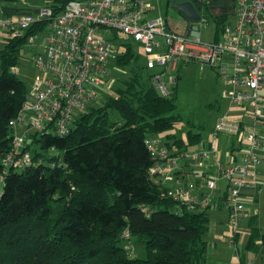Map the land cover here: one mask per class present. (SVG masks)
I'll return each instance as SVG.
<instances>
[{"label": "trees", "instance_id": "1", "mask_svg": "<svg viewBox=\"0 0 264 264\" xmlns=\"http://www.w3.org/2000/svg\"><path fill=\"white\" fill-rule=\"evenodd\" d=\"M69 2L52 0L48 7L58 12ZM224 18L215 17L220 29ZM45 25L34 24L21 39L6 38L0 49V167L13 149L10 122L28 93L12 69L27 37ZM118 42L115 66L134 63L129 76L113 85L101 106H89L67 136L31 134L25 150L32 164L11 170L0 184V264H207L208 208L190 212L170 199L167 187L150 176L146 146L158 137L169 151L186 152L201 134L189 130L185 141L172 133L182 120L176 86L162 95L145 59L139 64L133 46ZM34 144L62 157L46 156ZM247 226L245 250L260 254L264 264V231L256 214ZM129 244L141 254L133 255Z\"/></svg>", "mask_w": 264, "mask_h": 264}, {"label": "built area", "instance_id": "2", "mask_svg": "<svg viewBox=\"0 0 264 264\" xmlns=\"http://www.w3.org/2000/svg\"><path fill=\"white\" fill-rule=\"evenodd\" d=\"M151 9L147 0H70L58 12L46 6L36 15L24 13L16 20L0 17L4 39L26 37L34 24L46 22L43 30L26 39L32 45L34 36L46 31L45 46L33 54L38 75L30 97L27 93L19 115L10 122L13 149L2 159L0 184L11 170L32 164L25 150L31 134L67 136L89 106L112 90L111 76L118 70L115 63L121 53L119 42L108 32L117 31L124 35V42L132 40L142 49L162 95L168 96L176 82L172 72L194 64L201 72L212 70L228 87L223 97L244 111L235 121L221 119L216 124V133L228 134L230 142L225 160L213 163V174L204 162L217 154L216 138L195 151L175 153L157 137L146 140L153 160L150 176L167 187V196L186 211L210 207L212 191L225 182L223 205L231 233L227 244L237 252L234 264H240L236 242L250 211L242 199L256 189L264 158V0H235L232 20L224 23L220 39L212 43L174 32L162 17L147 18ZM206 23L200 17L192 25L199 30ZM183 164L205 170L197 181L181 183L187 176Z\"/></svg>", "mask_w": 264, "mask_h": 264}, {"label": "rangeland", "instance_id": "3", "mask_svg": "<svg viewBox=\"0 0 264 264\" xmlns=\"http://www.w3.org/2000/svg\"><path fill=\"white\" fill-rule=\"evenodd\" d=\"M11 1V2H9ZM152 5V11L149 13L147 18L154 19L157 17H162L168 20L169 26L176 33L182 34L185 29L191 23L186 18H184L173 6L172 3L167 4V0H148ZM51 0L45 5L41 0H0V4L12 5L19 10H41L44 7L51 4ZM206 2V0H205ZM174 3V2H173ZM207 5L209 2L206 3ZM212 12L208 9L200 11V17L207 20L206 28H199L200 38L202 42L212 43L216 42L217 36L221 37L220 26L217 25ZM232 16L227 14L224 18L223 23L230 22ZM45 35L46 31L34 36V43L29 45L27 42L23 47L21 52V59L18 66L13 69L12 72L23 80L28 89V95L30 97V91L32 89L33 81L38 75L36 68L33 65L32 59L33 54L41 51L45 46ZM5 32H0V49L5 45ZM108 36L114 38L116 41L124 40V35L117 31H109ZM220 39V38H219ZM129 43L133 46L136 54L139 55V64L144 63L145 56L140 47L136 46L132 40ZM135 66L134 63L123 69H118L112 72L111 80L114 82V88L119 86L121 79L127 78L129 76L130 70ZM149 75L148 71L144 72V76ZM174 77L179 76L176 88V101L178 112L181 115V122L175 127L172 133L178 138L186 141L187 133L189 130L194 133L199 132L201 134V141L188 149L189 152L197 150L202 142L210 141L216 138L218 153L213 156V159H223L225 156L226 148L230 142V136L224 133H216V124L221 119H227L229 121H235L238 109L232 107L228 100H226L222 94L227 89L226 85L221 82L220 79L216 78L215 75L209 70L201 72L196 65L181 66L176 72H172ZM171 91V87L169 89ZM113 95V90L108 91L104 96L99 98L96 107L101 106L106 97ZM250 113V111H248ZM113 118L118 119V115L114 114ZM26 120V119H25ZM32 149L41 152L46 156H61L59 151L49 150L43 151L39 149L36 144L33 145ZM175 150V149H174ZM264 152V150H263ZM196 165V164H195ZM192 166V164H191ZM193 168H196L193 164ZM262 169L264 172V159L262 164ZM196 170V169H195ZM189 180H194L192 176ZM256 185V190L253 196L248 197L247 204L250 205V211L248 215L256 214L258 216L259 227L264 231V175L260 178ZM169 187L174 186L173 184H168ZM225 182H220V191H212L213 201L210 209H208V215L210 218L208 230L205 234V240L208 242V252L207 257L210 261H217L218 259H223L229 264H234L237 261V252L233 247L228 246L227 238L230 236L229 222L226 220V215L228 212L223 205V192H224ZM246 203V202H245ZM240 235L237 237L236 245L238 247L239 256L245 257V262L247 264H261L260 254L251 255L245 250V243L249 233V228L245 223L241 224ZM129 251L135 256L141 254V248L134 246L133 244L127 245ZM216 248V250L222 252L223 256H218L214 253L210 254V249ZM241 264V258H240Z\"/></svg>", "mask_w": 264, "mask_h": 264}, {"label": "crops", "instance_id": "4", "mask_svg": "<svg viewBox=\"0 0 264 264\" xmlns=\"http://www.w3.org/2000/svg\"><path fill=\"white\" fill-rule=\"evenodd\" d=\"M42 2H44L45 3V5L49 2V0H41ZM52 1V0H51ZM148 1V0H147ZM9 2H11V1H9ZM150 3V2H149ZM151 4V3H150ZM151 7H152V5H151ZM40 11V10H39ZM38 10H34V11H27V10H19L18 8H15L14 6H12V5H8V4H0V17H10L11 19H14V20H16V19H18V17L21 15V14H24V13H30V14H32V15H36L38 12H39ZM151 11H152V9H151ZM150 11V12H151ZM149 12V13H150ZM233 11H229V12H227L225 15H223V17L224 16H226L227 14H230L231 15V13H232ZM149 13H148V15H149ZM147 15V16H148ZM212 15L214 16V18L215 17H217L215 14H213L212 13ZM222 17V16H221ZM166 21H167V24H168V20L166 19ZM190 24H192V23H190ZM189 24V25H190ZM168 26H169V24H168ZM206 27H207V23H206ZM205 27V28H206ZM169 28L170 29H172V27L171 26H169ZM187 29H188V27L185 29V31L183 32V33H186V31H187ZM204 29V28H203ZM199 31V30H198ZM200 32V31H199ZM4 38V37H3ZM219 36H217V40L216 41H218L219 40ZM210 70V69H209ZM214 75H215V77L216 78H218L217 76H216V74L212 71V70H210ZM178 79H179V76H177L176 77V82H175V84L177 83V81H178ZM174 84V85H175ZM226 90H228V87L226 86ZM225 90V91H226ZM224 91V92H225ZM223 92V93H224ZM222 96H223V94H222ZM226 99V98H225ZM227 100V99H226ZM230 103V102H229ZM231 105V104H230ZM233 107V106H232ZM238 109V112H237V116H236V118H235V120L236 119H238V118H241L242 116H243V110L242 109H239V108H237ZM248 112V111H247ZM158 138V137H157ZM160 139V138H159ZM162 140V139H161ZM208 141H206V142H202V143H207ZM216 143H217V141H216ZM227 149H228V147L226 148V152H227ZM195 151V150H194ZM226 152H225V156H224V158L223 159H219L220 161H223V160H225V158H226ZM218 153V152H217ZM264 159V158H263ZM215 161H217V160H215V159H213V156L209 159V160H207V161H205L204 162V164H205V166L204 167H207V168H211V167H213V163L215 162ZM262 164H263V162H262ZM182 166H184L183 168H184V170L186 171V177H183V179H181V183H184V182H186V181H188L189 180V178L192 176V178H194V180H189V181H197V179H198V177H199V175L202 173V172H204V167H199L197 164L196 165H194L196 168H193V165L191 166V165H189V164H183ZM196 169V170H195ZM214 169V168H213ZM213 169L211 168V170H210V172L213 174L214 173V171H213ZM259 172H260V174H259V179L260 178H262L263 177V175H264V172H263V169H262V165H261V167L259 168ZM219 189V190H218ZM216 190H218V191H220L221 190V188L219 187V185H218V187L216 188ZM255 190L256 189H254V191L253 192H249V193H246V195H245V197H243V199H242V202L245 204V205H247L248 207H250V205H248L247 204V199H249L248 197H252L253 196V193L255 192ZM215 191V190H214ZM224 194H225V186H224V192H223V198H224ZM222 202H223V200H222ZM246 202V203H245ZM210 207H211V205H210ZM210 207H208V209H210ZM209 211V210H208ZM228 218H229V216L228 215H226V220L228 221ZM259 220V219H258ZM247 222H248V219H245L244 221H243V223H245L246 224V226H247ZM262 230H263V226H262V228H261ZM208 246H209V244H208ZM210 254H212V253H214V256H215V254L216 255H218V256H221L223 253L222 252H220L219 250L217 251L216 250V248H211L210 249ZM223 256V255H222ZM240 257V256H239ZM225 257H223V259H218L217 261H210L209 260V258L207 257V264H229V263H227L225 260ZM236 263V262H235Z\"/></svg>", "mask_w": 264, "mask_h": 264}, {"label": "flooded vegetation", "instance_id": "5", "mask_svg": "<svg viewBox=\"0 0 264 264\" xmlns=\"http://www.w3.org/2000/svg\"><path fill=\"white\" fill-rule=\"evenodd\" d=\"M190 1L193 6L198 10L199 14L201 10L208 9L216 16H223L229 11L234 10V1L235 0H202L201 2H196L192 0H167V4L173 3V2H185ZM209 2L207 5L206 3ZM211 13V14H212Z\"/></svg>", "mask_w": 264, "mask_h": 264}, {"label": "water", "instance_id": "6", "mask_svg": "<svg viewBox=\"0 0 264 264\" xmlns=\"http://www.w3.org/2000/svg\"><path fill=\"white\" fill-rule=\"evenodd\" d=\"M196 2H201L202 0H192ZM172 6L188 21L196 22L200 19V14L198 10L193 6V4L190 1L185 2H174L172 3ZM186 37H194L198 38L200 36V32L198 31L197 26H193L192 24L189 25L186 33Z\"/></svg>", "mask_w": 264, "mask_h": 264}]
</instances>
